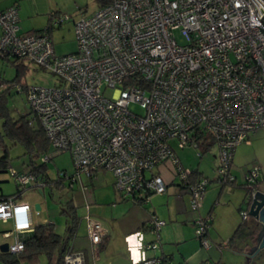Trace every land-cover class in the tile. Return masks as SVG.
<instances>
[{
    "label": "built area",
    "instance_id": "built-area-1",
    "mask_svg": "<svg viewBox=\"0 0 264 264\" xmlns=\"http://www.w3.org/2000/svg\"><path fill=\"white\" fill-rule=\"evenodd\" d=\"M262 15L264 0H107L73 19L77 50L58 55L47 28L70 15L51 11L46 29L21 32L12 5L0 10V53L57 76L52 86L27 85L24 91L53 153L68 150L75 175L109 170L114 188L133 199L163 193L167 181L155 169L166 167L189 190L190 207L197 210L208 180L191 176L173 142L197 147L208 133L218 144L217 179H236L230 172L235 147L264 127V35L257 25ZM132 103L141 111H133ZM51 157L43 154L41 160ZM12 174L20 184L46 185L29 171ZM58 176L75 180L64 171ZM257 180L264 177L254 170L244 183ZM31 212L25 200L0 199V220H14L13 228L2 231L11 239L8 251L24 247L23 236L34 227ZM84 217L96 264L106 229L88 213ZM241 217H248L247 209ZM211 222V213L193 221L204 246ZM164 223L152 215L154 239L143 244L145 250L158 247ZM64 264H84V257L67 252ZM137 264L171 262L143 250Z\"/></svg>",
    "mask_w": 264,
    "mask_h": 264
},
{
    "label": "rangeland",
    "instance_id": "rangeland-1",
    "mask_svg": "<svg viewBox=\"0 0 264 264\" xmlns=\"http://www.w3.org/2000/svg\"><path fill=\"white\" fill-rule=\"evenodd\" d=\"M63 3L70 6V9H63V12L70 15L69 20H65L60 25L54 27L51 31L53 46L56 54L62 55L71 53L77 50V42L73 32V19H78L81 15H88L92 11L96 10L99 6V0H62ZM36 26H47V19L42 22L38 19L35 22ZM19 31H23L24 27L19 22ZM1 33V27H0ZM25 69L16 77L15 66L0 57V76L8 82H13V85L9 87L7 93L6 106L9 114L13 117H19L21 115H29L31 112L30 105L27 101L24 89L17 90L14 83L19 81L27 85H41L52 86L57 83V76L52 72L36 65L32 61L25 62ZM14 80V81H13ZM131 109L136 112H140L141 108L137 103L131 104ZM205 134V139L201 138L205 142H199L197 147L194 144H186L184 147H178L174 144L175 154L178 156L181 164L184 168L197 169L200 171V176L208 180L206 189L204 190L201 205L197 210H192L190 207V193L186 187H182L179 184L178 177L172 176V181L166 186V190L163 193V197L155 198L151 201H147L144 205L152 209L153 206L158 209L163 208L165 213L172 215L173 208L177 205H184L190 214V220L196 219L199 216H206L208 213L201 214L199 212L201 206H210L214 204L215 213L212 214L213 222L210 224L211 235L208 236V230L204 238L207 240L208 246H204L201 243V239L195 234V225H193V234L196 243L203 251L204 258L199 264H264V247L260 248L253 256L248 257L241 253L245 252L247 245L249 244L246 236L250 216L246 219H242L241 213L247 209L245 201V191L240 185L245 181L246 174L250 171H256L259 176L264 177V127H258L253 132L249 133V142L239 143L233 153L232 162L230 165V172L235 175V184H224L217 179L218 174V144L216 141H212L208 133ZM8 145L9 151V164L11 168L5 171H0V194H12L16 190V182L13 176V172H22L25 162L27 161V155L24 153V148L21 144H12L8 139H5ZM207 143H209L207 145ZM207 146L206 150L203 149ZM53 147L48 146L44 154L52 155L46 162L48 171L51 177H57L59 170L64 171L67 175H72L75 180L69 182V179H63V182L53 184L52 186H45L41 191L37 187H29L24 189L19 199L28 200L31 204L33 224L41 222H52L53 228L56 232L65 235L72 222L74 213L77 217L79 226L85 223L84 214L86 203L92 204L94 202H100L105 199V195L101 194V187L105 184L112 189L113 175L109 170L99 169L92 177L80 172L75 175V167L68 150L58 151L53 153ZM2 153L0 149V154ZM43 155V154H42ZM39 161V158H36ZM41 159V157H40ZM157 169H155L156 171ZM167 171L171 172L169 168H160V174L165 178L168 176ZM222 186V189H221ZM119 194V192L115 189ZM220 192V193H219ZM157 195L158 193L152 192L150 195ZM101 198V199H100ZM96 200V201H95ZM38 203L40 208L36 211L35 204ZM143 205V206H144ZM71 206H74L72 210ZM201 215H200V214ZM92 215V212H91ZM93 216V215H92ZM100 222L105 221L104 215L94 214ZM159 218L162 219L163 215L159 214ZM164 221L166 223V218ZM164 223V224H165ZM170 221L167 219V225ZM14 220L12 218L6 221L0 220V243L11 241L9 237H5L2 234L3 230L13 228ZM241 226L240 233L235 236V240L231 241L230 247H225L224 242L228 241L229 235L233 233V230L238 226ZM220 229L221 233L216 230ZM229 235H224V232H229ZM160 241V240H159ZM192 243V242H191ZM168 246V244H165ZM170 245V243H169ZM233 249V250H232ZM186 264L183 261H179V254L175 251L172 257L171 264ZM91 264V259L89 260ZM21 264H47L45 256H40L36 262L23 261Z\"/></svg>",
    "mask_w": 264,
    "mask_h": 264
},
{
    "label": "crops",
    "instance_id": "crops-1",
    "mask_svg": "<svg viewBox=\"0 0 264 264\" xmlns=\"http://www.w3.org/2000/svg\"><path fill=\"white\" fill-rule=\"evenodd\" d=\"M12 5H15L18 9V24L20 22L24 27V30L21 32H30L42 28L36 26L35 22L38 19L42 22L47 19L48 22L51 11L63 12V9H70V6L63 3L62 0H0V10ZM156 172H159L158 168ZM167 174L166 181L169 184L173 179L171 172L167 171ZM101 194L106 196L105 199H102L100 202H94L92 206L90 204H88V207L84 205L85 212L90 216L93 215L92 217H95L94 214L98 213V215H104L105 217V221L102 224L106 229V233L99 245V259L96 261V264H108L118 256L128 260L129 262L126 264H137V261L142 256L143 250L146 256L162 255L170 262L175 251L179 254V261L181 260L186 264H199L200 261H203V251L194 239L192 225L194 219L192 221L190 220V214L185 207L183 208L184 205L175 206L176 208H173L171 215L169 211L168 214L165 213L163 208L158 209L159 212H157V208L153 204L152 209L144 205L147 201H151L154 196H156L155 198H160L165 193H158L153 196L149 195L147 200L139 203L132 201L131 198L122 197L115 189L104 184L101 187ZM216 200L215 202H218ZM25 201L29 203L28 200ZM215 202L210 206L202 205L199 212L201 214H214L215 208L213 206ZM159 214H162L166 218V223L159 231V245L157 248L145 250L143 244L154 239V235L150 231V220L152 215L161 217ZM163 217L162 219H164ZM31 218L33 219L32 212ZM167 219L170 221L168 225ZM79 224L78 222L76 223L73 233H67L69 235L65 234L67 236L66 246L68 252L82 254L85 257L84 263L87 262L86 264H90L89 260L91 259V264H94L91 258V241L87 233L86 220L82 226H79ZM216 230L221 231L219 228H216ZM229 233L230 231L227 233L224 232V235L228 236ZM210 235L211 231L209 229L208 236ZM231 236L229 235L228 245H224L225 247H230L231 242L229 239ZM233 240H235V237ZM165 244H168V246ZM173 264L176 263L173 261Z\"/></svg>",
    "mask_w": 264,
    "mask_h": 264
},
{
    "label": "trees",
    "instance_id": "trees-1",
    "mask_svg": "<svg viewBox=\"0 0 264 264\" xmlns=\"http://www.w3.org/2000/svg\"><path fill=\"white\" fill-rule=\"evenodd\" d=\"M99 5L103 4L107 0H99ZM59 13L58 11H55ZM50 18H48L49 21ZM47 28V27H46ZM42 27L30 32H40L46 29ZM48 31L51 33L52 28L48 27ZM0 57L11 62L16 69V77H18L25 69V60L18 57H8L6 54L0 53ZM14 81V80H13ZM13 85V82H8L0 76V149L2 153L0 154V171L9 170L11 168L9 164V151L8 145L5 139H8L13 145L21 144L24 148V153L27 155V161L25 162L24 169L22 172L29 171L33 174L39 176L41 179L46 181L45 186H52L56 183L63 182L65 179L63 176L51 177L46 165L47 161H42L40 157L45 153L49 144V140L38 122V120L33 117L32 111H29V117L26 115H21L19 117L13 118L8 111L6 106L7 93L9 92V87ZM14 86H20L19 90L26 87L19 81L14 83ZM18 90V89H17ZM205 139V135L202 137ZM205 142V141H202ZM201 142V143H202ZM209 143H207L208 145ZM207 146L203 149L206 150ZM36 158H39L37 161ZM17 172V171H16ZM193 178L200 176V171L197 169H192L191 173ZM236 179L224 181V184H235ZM245 191V197L250 193L251 188L244 182L240 184ZM44 186V187H45ZM29 187H35L34 184H20L16 182V190L12 194H0V199L9 196L19 199L21 193L24 189ZM43 189V188H41ZM149 192L146 196H149ZM145 195L142 197H135L132 201L144 202L147 200ZM72 210L74 206H71ZM74 213L72 222L70 223L67 233H73L77 217ZM241 231V226L238 225L234 230L229 241H233L234 237L237 236ZM69 235V234H67ZM24 247L18 252L11 251H1L0 250V264H21L23 261L36 262L40 256H45L47 259V264H64V255L68 252L66 246L67 236L56 232L53 228L52 222H41L35 224L33 229L23 236ZM228 245V241H227Z\"/></svg>",
    "mask_w": 264,
    "mask_h": 264
},
{
    "label": "water",
    "instance_id": "water-1",
    "mask_svg": "<svg viewBox=\"0 0 264 264\" xmlns=\"http://www.w3.org/2000/svg\"><path fill=\"white\" fill-rule=\"evenodd\" d=\"M261 23L257 24L259 26L258 30H260L261 34L264 35V15L260 17ZM251 191L250 193L244 198L246 201L247 212L252 221H254V227L250 229L252 234H256V245L251 247V250L260 249L264 247V181L257 180L252 183L250 186ZM41 191V188H38ZM35 208L38 211L40 205L38 203L35 204ZM0 250L1 251H8V244L7 242L0 243ZM233 250V249H232ZM234 253H241L244 252H237L233 250ZM251 257V256H250ZM85 258V257H84ZM124 259L123 257H116L112 259L108 264H126L129 261ZM85 262L84 264H86Z\"/></svg>",
    "mask_w": 264,
    "mask_h": 264
},
{
    "label": "flooded vegetation",
    "instance_id": "flooded-vegetation-1",
    "mask_svg": "<svg viewBox=\"0 0 264 264\" xmlns=\"http://www.w3.org/2000/svg\"><path fill=\"white\" fill-rule=\"evenodd\" d=\"M252 227H254V221H252V219L250 218V223H249V225H248V228L246 229V231H247V236H246V238H247V240H248V242H249V244L247 245V247H246V249L244 250L245 252V255L247 256L246 258H247V260L249 259L248 257H250V256H253L255 253H257L258 252V250L259 249H256V250H251V247L253 246V245H256L257 243H256V234H252L251 232H250V229L252 228ZM262 248V247H261Z\"/></svg>",
    "mask_w": 264,
    "mask_h": 264
}]
</instances>
